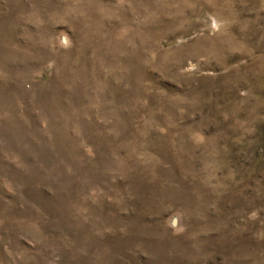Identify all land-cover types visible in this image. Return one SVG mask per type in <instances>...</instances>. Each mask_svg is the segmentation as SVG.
Here are the masks:
<instances>
[{
	"label": "rangeland",
	"instance_id": "1",
	"mask_svg": "<svg viewBox=\"0 0 264 264\" xmlns=\"http://www.w3.org/2000/svg\"><path fill=\"white\" fill-rule=\"evenodd\" d=\"M0 264H264V0H0Z\"/></svg>",
	"mask_w": 264,
	"mask_h": 264
}]
</instances>
